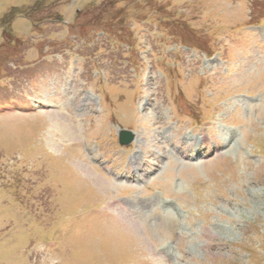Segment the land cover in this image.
<instances>
[{"label": "rangeland", "instance_id": "rangeland-1", "mask_svg": "<svg viewBox=\"0 0 264 264\" xmlns=\"http://www.w3.org/2000/svg\"><path fill=\"white\" fill-rule=\"evenodd\" d=\"M254 24L264 0H0V264H264ZM37 100L51 107L1 110ZM225 127L238 139L218 155L175 152ZM93 143L110 167L139 154L156 172L116 182ZM125 198L139 203L111 205Z\"/></svg>", "mask_w": 264, "mask_h": 264}, {"label": "bare ground", "instance_id": "bare-ground-1", "mask_svg": "<svg viewBox=\"0 0 264 264\" xmlns=\"http://www.w3.org/2000/svg\"><path fill=\"white\" fill-rule=\"evenodd\" d=\"M56 111L57 112V114L58 115H60V114H63V113H65L66 115L67 114H70L71 112H69V109L67 108H65L63 105H55V108L52 110V111ZM54 111V112H55ZM53 112V113H54ZM56 114V113H55ZM77 124V123H76ZM72 126V125H71ZM75 127H77V126H75ZM74 126H72V128L74 129L75 128Z\"/></svg>", "mask_w": 264, "mask_h": 264}, {"label": "water", "instance_id": "water-1", "mask_svg": "<svg viewBox=\"0 0 264 264\" xmlns=\"http://www.w3.org/2000/svg\"><path fill=\"white\" fill-rule=\"evenodd\" d=\"M132 138V134L128 133V132H122L121 133V142L123 143H127L131 140Z\"/></svg>", "mask_w": 264, "mask_h": 264}]
</instances>
